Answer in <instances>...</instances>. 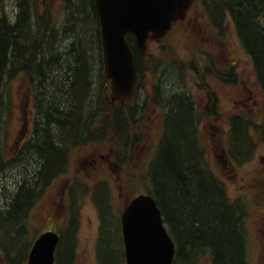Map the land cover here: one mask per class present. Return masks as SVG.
<instances>
[{
    "label": "trees",
    "instance_id": "16d2710c",
    "mask_svg": "<svg viewBox=\"0 0 264 264\" xmlns=\"http://www.w3.org/2000/svg\"><path fill=\"white\" fill-rule=\"evenodd\" d=\"M61 3L54 8L55 0H0V156L5 126L15 105L11 84L18 76L32 87L40 113L33 141L24 143L17 158L19 174L7 200L10 205L0 208L1 230L9 234L24 233L28 211L39 198L36 183L41 181L44 186L52 179L46 170L57 165L59 143L62 147L86 131L95 134L97 124V131L110 124L115 133L123 134L128 127L123 109L106 112L109 104L94 0ZM207 4L214 23H225L227 16L232 20L264 83V0H209ZM128 40L140 74L139 51L133 36ZM161 94L169 117L149 166V191L161 207L177 249L186 260L197 251L209 250L215 264H246L245 206L229 200L219 179L203 170L197 113L190 99L172 89L163 88ZM248 124V120L240 124L235 119L230 131L228 152L235 158L250 152L253 142ZM31 159L40 168L33 169ZM105 201L104 193L101 210L107 209ZM12 246H7L10 260L20 262L24 252L16 256Z\"/></svg>",
    "mask_w": 264,
    "mask_h": 264
},
{
    "label": "rangeland",
    "instance_id": "374dc122",
    "mask_svg": "<svg viewBox=\"0 0 264 264\" xmlns=\"http://www.w3.org/2000/svg\"><path fill=\"white\" fill-rule=\"evenodd\" d=\"M225 29L223 36H219L217 29L211 28L208 23L202 2H195L189 18L177 23L160 43L148 44L147 56L143 61L142 90L138 96L139 104L143 99L145 103L140 109L136 107L135 124L129 126V131L126 130V135L135 140L134 144H119L114 134L110 130L106 131L110 128L108 124L102 129L103 134L99 140L82 143L81 147L74 148L65 173L43 191L34 208H31L28 214L29 233L38 235L51 228L58 230L65 224L66 217L70 215L67 198L71 199L73 191L69 192V189L75 183L78 187H73L75 206L72 212L77 211L80 218L76 264H93L91 250L94 248L99 224L97 206L91 193L93 185L97 182L106 184L113 214L121 213L133 195L149 189L146 169L156 147L163 118V110L154 98V86L157 84L158 88L164 86V90L183 89L191 96L199 111L198 136L204 146L205 162L223 181L228 197L245 205L243 225L248 239L247 261L249 264H263L260 253L264 250V236L263 240L258 238L257 215L264 219V174L259 176L258 171L264 165V143L254 132L257 148L253 157L241 164L228 160L224 153L229 116L243 111L256 118L260 95L255 86L250 57L245 53L229 20ZM208 57L213 61L215 70L203 75ZM152 67L154 72H151ZM227 68H232L238 74L235 80H226L222 75ZM173 75L177 80L179 78L178 82L172 79ZM11 87L15 105L12 106V115L5 126L4 158H10L17 150L30 130L33 115L31 91L25 79L18 76ZM208 91L214 96L216 113L211 108L203 111L207 103L204 95ZM106 112H112V109L107 108ZM18 164L15 163L14 167L13 162L4 159L0 168V208L8 203L10 205L7 200L16 188L15 172L12 170L14 167L17 172ZM76 190L79 195H76ZM259 208L262 209L258 211ZM15 242H22V236ZM11 244L13 249L17 247L13 241ZM208 259V255H201L197 264H209Z\"/></svg>",
    "mask_w": 264,
    "mask_h": 264
},
{
    "label": "water",
    "instance_id": "95a60500",
    "mask_svg": "<svg viewBox=\"0 0 264 264\" xmlns=\"http://www.w3.org/2000/svg\"><path fill=\"white\" fill-rule=\"evenodd\" d=\"M193 0H95L99 15L103 73L110 81L111 98L120 103L134 94L136 68L125 38L135 34L143 55L147 39H159L185 15ZM128 264H171L173 245L150 194L134 197L123 215ZM56 236L44 233L35 242L28 264H51Z\"/></svg>",
    "mask_w": 264,
    "mask_h": 264
},
{
    "label": "flooded vegetation",
    "instance_id": "af4514ba",
    "mask_svg": "<svg viewBox=\"0 0 264 264\" xmlns=\"http://www.w3.org/2000/svg\"><path fill=\"white\" fill-rule=\"evenodd\" d=\"M252 62H253L252 63V74H253V77L255 80V86L257 88L258 94L260 95V98L257 100L259 102L258 103L259 104L258 105V112L259 113H258L257 117L254 118V120L252 122H249L250 123L249 129H250L251 133H253L255 130V127H258V126H260L261 129H263V131H264V122L263 121L260 122V117H261V115L264 114V83H263V80L261 79V75L259 73V70H258V67H257L255 60ZM231 70L234 71L233 69H231ZM202 74L204 75L205 73H202ZM222 75L226 78V80H228V75L226 73H223ZM237 75L238 74L235 73V77ZM178 80H179V78H178ZM178 80H177V77L174 78L175 83L178 82ZM173 91H175L176 93H184L183 95L187 96L188 97L187 99H190V101L192 102V104H193L192 108L197 113V132H198L199 111L196 108L195 104L193 103L191 96L189 95V93H187L183 89H174ZM159 92L161 93V90ZM162 96H165V95L161 94V95L157 96L158 103L161 105H167ZM204 96H206V98H207V103H206V106L203 108V111L210 110V108H211V111H213V113H216L217 112L216 102H215L214 96L212 95L211 91H208L207 94ZM160 99H161V101H160ZM138 100H139V98L137 96L134 99L135 102H134L133 106L128 108V113H129V116L131 118L133 116V112H132L133 108L135 106H137L140 109L142 107L143 103H145V99L142 100L141 104H139ZM166 111H167V115H168V110H166ZM235 119H240V124H243V122H244L243 111L234 112L229 116V119L227 121L228 129L234 128ZM131 122H132V123H130L131 125L135 124L134 119H131ZM96 131H97V127L95 126L94 132H96ZM86 132H89V131H86ZM226 134H227V132H226ZM248 134H249V132H248ZM29 137H30V135H29ZM29 137H27V138L24 137L22 139V141L24 139H28ZM60 137H62V136H60ZM33 139H34V136H32L28 140V144L30 142H32ZM83 139L84 138H83L82 133H81V134H79V137L72 138L67 143L65 142L64 145H62V147H61L60 143L58 144L59 147H57V148H58L60 154H59L57 161H56L57 165L55 166V168H53V166H52V169L50 168L49 170H46V171H48L47 176H52L51 178H53V177L54 178L51 179L49 182H46L47 184L46 185L44 184V186H42L41 181L37 182L36 183L37 185L35 186L36 189L45 190V189L49 188L50 185L54 182V180L58 176L65 173V171L67 170V168L69 166L71 151H73L74 148L76 149L78 147H81V144L84 143ZM129 139H131V137H129ZM260 140H262V138H260ZM262 141L264 143V140H262ZM21 147H22V143H20L17 146L18 152L21 150ZM256 148H257V144L254 143V138H253V143L250 147V152H252V155L248 160H250L253 157ZM224 153L226 154V145L224 148ZM202 156H203V161H204L203 170L211 172V168H209L205 162V150H204V148H203ZM36 159L39 161V165H41L40 157L38 156V158H36ZM31 162L34 163L32 165L33 169H35L36 167L40 168V166L38 167V165H36L35 161H32V159H31ZM45 167L46 166L43 165V168H42L43 171H44ZM258 171H259V176H261V175L263 176L264 165L260 166L258 168ZM74 186H75V183L70 187V189H73ZM77 187L78 186H75V188H77ZM110 205H111V203H110ZM34 206H33V208H34ZM261 209L262 208H259L258 211ZM257 216H258L257 235H258V238L260 240H263L264 219H262L261 216H259V215H257ZM79 219H80L79 217H73V218L66 217L65 224L61 228H58V230H56L57 234H58V240H57V243L55 245L53 264H76V254L78 253ZM98 221H99V224H98V228H96L97 235L95 238L94 248L91 250V251H93L92 252L93 255H91L92 263L93 264H127L121 216H119L117 214L111 215L110 210L103 208L99 212ZM51 229H49V230H51ZM33 235L34 234L29 233L28 226H26L24 228V233H21V232L16 233L15 236L17 237V239L20 236H22V242H17V247L15 248V250L18 251V254L21 251L24 252V254L21 257L20 262L18 260L15 261V259H13V261H11L10 258H8V257L5 260L3 258V255H0V259H1L0 264H5L6 262H7V264H25L27 255L29 254L30 248L34 243ZM244 241H246L245 237H244ZM3 249H4L3 251H5L4 247H3ZM1 250L2 249L0 247V253H1ZM197 252L202 253L203 256H205L207 254L209 256V259H208L209 264H215L214 254L212 252L210 253L209 250H201V251H197ZM260 254L263 257L262 259H263V264H264V250H262V252ZM247 258H248V249L246 248L245 249V260H246V264H249V262L247 261ZM197 259H198V257L196 255V253L190 258V260H189V258L186 260V256L184 258L182 252H179V250L176 251V260H177L176 264H190V263L197 264ZM84 264H89V263L85 262Z\"/></svg>",
    "mask_w": 264,
    "mask_h": 264
},
{
    "label": "bare ground",
    "instance_id": "6f19581e",
    "mask_svg": "<svg viewBox=\"0 0 264 264\" xmlns=\"http://www.w3.org/2000/svg\"><path fill=\"white\" fill-rule=\"evenodd\" d=\"M264 9V8H263ZM31 172V171H30ZM32 174V173H31ZM184 243V242H183Z\"/></svg>",
    "mask_w": 264,
    "mask_h": 264
}]
</instances>
